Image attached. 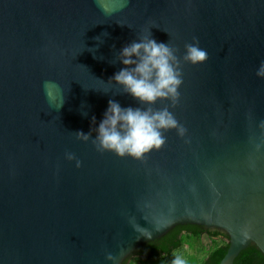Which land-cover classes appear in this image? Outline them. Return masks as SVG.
<instances>
[{
  "label": "water",
  "instance_id": "obj_1",
  "mask_svg": "<svg viewBox=\"0 0 264 264\" xmlns=\"http://www.w3.org/2000/svg\"><path fill=\"white\" fill-rule=\"evenodd\" d=\"M142 35L208 53L152 105L187 131L142 160L97 152L74 133L109 100L145 107L109 83ZM261 61L264 0H0V264H121L181 225L228 236L219 264L264 257Z\"/></svg>",
  "mask_w": 264,
  "mask_h": 264
},
{
  "label": "clouds",
  "instance_id": "obj_2",
  "mask_svg": "<svg viewBox=\"0 0 264 264\" xmlns=\"http://www.w3.org/2000/svg\"><path fill=\"white\" fill-rule=\"evenodd\" d=\"M150 35H142L138 41L120 50L116 59L124 67L109 80V83L120 86L121 93L130 95L145 107H121L118 102L109 100L98 127L90 128L87 134L82 131L74 133L77 140L87 142L95 132L91 142L97 152L142 160L147 153L165 145V132L175 130L177 136H185L186 128L168 106L154 109L152 105L157 101H168L174 106L183 83V65L201 64L208 60V53L195 40L186 43L184 54L178 56L176 47L157 43ZM255 75L264 78V61H261ZM81 115L87 116V112H81ZM95 122L93 116L92 123ZM65 156L69 161L75 160L77 168L81 166L74 154L66 153ZM106 259L112 260L113 257L108 255ZM175 264H180L178 259Z\"/></svg>",
  "mask_w": 264,
  "mask_h": 264
},
{
  "label": "trees",
  "instance_id": "obj_3",
  "mask_svg": "<svg viewBox=\"0 0 264 264\" xmlns=\"http://www.w3.org/2000/svg\"><path fill=\"white\" fill-rule=\"evenodd\" d=\"M203 237L209 240L205 244ZM228 248V236L219 231L205 230L199 226H176L164 236L146 242L121 264H134L129 259L135 255L140 264H219ZM233 264H264L263 255L253 245L236 257Z\"/></svg>",
  "mask_w": 264,
  "mask_h": 264
},
{
  "label": "rangeland",
  "instance_id": "obj_4",
  "mask_svg": "<svg viewBox=\"0 0 264 264\" xmlns=\"http://www.w3.org/2000/svg\"><path fill=\"white\" fill-rule=\"evenodd\" d=\"M203 241H204L205 244H209V240L206 237H203ZM130 261H134V264H140L134 258H131ZM170 264H175V262L174 263H170Z\"/></svg>",
  "mask_w": 264,
  "mask_h": 264
},
{
  "label": "flooded vegetation",
  "instance_id": "obj_5",
  "mask_svg": "<svg viewBox=\"0 0 264 264\" xmlns=\"http://www.w3.org/2000/svg\"><path fill=\"white\" fill-rule=\"evenodd\" d=\"M181 226H186V225H181ZM131 258H134V259H135L136 257H135V255H134V256H133V257H131ZM131 258H130V259H131ZM130 259H129V262H130Z\"/></svg>",
  "mask_w": 264,
  "mask_h": 264
}]
</instances>
